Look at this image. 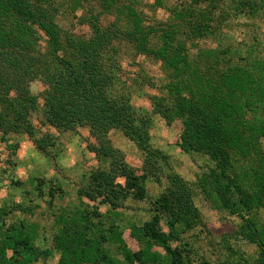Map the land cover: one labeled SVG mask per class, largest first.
<instances>
[{
    "label": "trees",
    "instance_id": "1",
    "mask_svg": "<svg viewBox=\"0 0 264 264\" xmlns=\"http://www.w3.org/2000/svg\"><path fill=\"white\" fill-rule=\"evenodd\" d=\"M226 1L185 0L169 9L167 19L146 21L138 0H0V133L25 134L46 153L54 137L38 136L30 118L40 111L41 123L58 131L86 128L87 148L97 160L77 183L79 203L54 216L48 248L34 244L33 226L9 221L10 212L0 207V264H35L53 252L59 254L57 264H190L196 256V241L186 235L207 227L193 185L152 145L151 117L131 103L120 55L124 46L161 61L166 81L150 99L152 113L168 125L181 122L179 147L213 164L199 176L198 189L238 216L241 234L256 244V262L234 264H264V227L257 221L264 211V60L239 63L227 49H198L194 59L188 52L193 42L215 32L218 7ZM229 1L240 13L264 9V0ZM79 10L83 14L76 16ZM74 13L88 36L59 24ZM102 15L113 20L103 23ZM35 80L44 86L38 95L29 88ZM112 130L141 152L139 168L113 145ZM148 180L161 187L149 218L124 223L127 201H143ZM60 194V186H49V204ZM124 228L137 250L126 244ZM111 244L119 257L108 250Z\"/></svg>",
    "mask_w": 264,
    "mask_h": 264
},
{
    "label": "rangeland",
    "instance_id": "2",
    "mask_svg": "<svg viewBox=\"0 0 264 264\" xmlns=\"http://www.w3.org/2000/svg\"><path fill=\"white\" fill-rule=\"evenodd\" d=\"M184 1L138 0L137 9L147 18L146 21L165 20L169 17V9ZM218 8L215 32L190 45V58L196 57L198 49H227L239 63L264 60V9L261 8L252 15L247 12L240 13L229 0ZM220 10L222 14L219 16ZM82 14L80 10L76 12V16ZM74 15L75 13L61 17L59 24L77 36H88L87 25L78 24ZM112 20L110 15L101 17L103 23ZM120 55L127 72L131 103L151 117L152 145L168 154L173 170L193 185L195 202L207 228L194 230L186 235L196 241L194 247L197 253L190 264H204V261L218 264L223 260L233 264L243 260L256 262L258 248L241 234V219L224 210L215 197L198 189L199 176L209 171L213 166L212 162L202 153H187L179 147L178 140L182 128L179 120L168 125L160 116L152 113L150 99L159 95L161 85L166 81L167 72L161 61L137 55L128 46L122 47ZM29 88L33 95H38L44 86L39 80H35L30 83ZM41 102V98H38L40 106ZM30 118L37 135H52L55 145L46 153H42L25 134L9 133L3 136L0 133V207L10 212L9 221H23L33 226L36 229L34 244L40 249H45L50 247L55 233L54 216L61 207L70 209L79 203L76 196L77 183L83 175L97 166V160L87 148V142L91 141V138L86 128L58 131L41 123L40 111L32 113ZM109 137L113 145L124 152L126 161L131 166H141L142 154L132 141L118 130L110 131ZM52 185L60 186L62 194L56 197L53 204H49L47 191ZM146 187L147 197L143 201H127L130 209L123 210L124 223L133 221L140 224L149 218L148 209L161 187L150 180L146 182ZM17 204L24 207V211H11V207ZM101 210L105 211V208ZM257 221L260 227H264L263 210L258 212ZM123 238L132 251L138 249L137 243L129 236L126 228L123 229ZM107 248L119 257L116 246L111 244L107 245ZM156 249L162 252L160 248ZM58 260L59 254L53 252L46 260L38 259L35 264H57Z\"/></svg>",
    "mask_w": 264,
    "mask_h": 264
}]
</instances>
